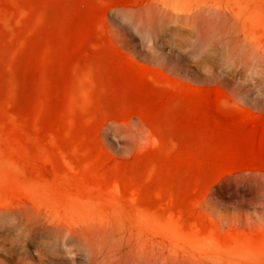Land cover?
<instances>
[{"label":"rangeland","instance_id":"1","mask_svg":"<svg viewBox=\"0 0 264 264\" xmlns=\"http://www.w3.org/2000/svg\"><path fill=\"white\" fill-rule=\"evenodd\" d=\"M242 40L264 50V0H0L1 196L17 174L137 193L198 264H264V59ZM23 244L0 218V264Z\"/></svg>","mask_w":264,"mask_h":264},{"label":"bare ground","instance_id":"2","mask_svg":"<svg viewBox=\"0 0 264 264\" xmlns=\"http://www.w3.org/2000/svg\"><path fill=\"white\" fill-rule=\"evenodd\" d=\"M239 46L264 59V50L255 42L242 40ZM13 182L18 188L11 200L0 194V218L18 220L24 264H33L29 256L34 254L36 260L46 258L45 264H78L76 259L80 264H124L121 258L128 260L126 264H198V254L185 256L175 246L176 237L186 232L182 226H168L148 211L139 213V221L130 214L125 201L134 203L137 193L131 197H122L119 191L107 197L103 192L96 197L69 194L59 184L28 182L18 174ZM80 209H93L100 217L79 213ZM154 221L157 226L152 229ZM49 243L57 251L49 252L45 248Z\"/></svg>","mask_w":264,"mask_h":264}]
</instances>
